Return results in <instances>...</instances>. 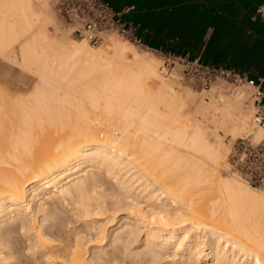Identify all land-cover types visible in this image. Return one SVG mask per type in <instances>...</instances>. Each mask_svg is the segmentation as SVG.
<instances>
[{
    "label": "bare ground",
    "instance_id": "bare-ground-1",
    "mask_svg": "<svg viewBox=\"0 0 264 264\" xmlns=\"http://www.w3.org/2000/svg\"><path fill=\"white\" fill-rule=\"evenodd\" d=\"M0 8V54L38 75L0 99V264H264V188L218 172L203 123L244 136L241 88L192 117L130 45L51 41L30 0Z\"/></svg>",
    "mask_w": 264,
    "mask_h": 264
},
{
    "label": "crops",
    "instance_id": "crops-1",
    "mask_svg": "<svg viewBox=\"0 0 264 264\" xmlns=\"http://www.w3.org/2000/svg\"><path fill=\"white\" fill-rule=\"evenodd\" d=\"M106 1L138 26L140 47L161 58L199 55L260 80L264 90V24L254 17L261 0Z\"/></svg>",
    "mask_w": 264,
    "mask_h": 264
},
{
    "label": "built area",
    "instance_id": "built-area-1",
    "mask_svg": "<svg viewBox=\"0 0 264 264\" xmlns=\"http://www.w3.org/2000/svg\"><path fill=\"white\" fill-rule=\"evenodd\" d=\"M55 5L64 21L73 26L71 33L85 38L92 45L101 44L109 36H120L135 45L143 46L138 26L126 20L123 11L112 7L106 0H55ZM254 17L264 24V0L257 4ZM162 59L165 72L171 71L178 64L179 79L192 82L201 90L208 89L219 78L234 86L246 84L250 87L254 107L251 123L262 129V135L256 142H252L250 137H239L229 149L228 167L223 168V171L250 186L263 185L264 90L260 80L249 78L231 67L206 63L199 55L192 57L164 53Z\"/></svg>",
    "mask_w": 264,
    "mask_h": 264
},
{
    "label": "rangeland",
    "instance_id": "rangeland-1",
    "mask_svg": "<svg viewBox=\"0 0 264 264\" xmlns=\"http://www.w3.org/2000/svg\"><path fill=\"white\" fill-rule=\"evenodd\" d=\"M30 5H31V9L35 13L33 16L37 18L35 22L36 29L43 26L45 21H48L47 23L48 32H49L48 33L49 38L47 37L48 39L54 41L55 36H66L67 38L74 39L75 41L82 40V37L73 35L71 33L73 26L66 23L64 19L59 15L56 9L55 0H30ZM0 18H4V20L5 18L6 19L8 18L7 11L5 10V8H2V10L0 11ZM4 24H5L4 25L5 32H3L2 34H4L5 36L4 35L2 36H4L3 38L5 39V37L7 38L9 33H8V27H6V23ZM0 27H2L1 23H0ZM1 29L3 30V27ZM84 40L89 44V42L86 39ZM111 40L120 41L124 45L125 44L130 45L135 51L139 52V54L144 56L146 59L156 60V62L158 63L159 73L162 76V78L165 80L166 86L171 88L177 95H184L187 93L190 94V96H188V98L182 105L181 110H187V112L190 113L192 117L198 105H202L203 107H206L212 101L213 102L216 101L217 104H220L221 102L218 99L219 96H221L223 99L231 98L232 100H234L233 97L234 90H238L237 88H241V90L244 92L241 105L242 108L244 109V112L246 110V112L250 113L249 125L251 124L249 130L246 132L244 136H242V138L244 137L246 138L250 133H253L255 131V128L257 129V127H254L251 123V117L254 111V107H253V99L250 96L251 90L248 85L245 84L242 86H234L231 83H228L227 81H224L223 79L219 78L215 82H213L208 89L201 90L200 87H198L196 84L179 79V72H178V68L180 67L179 65H177L171 71L165 72V68L163 67V59L159 55L145 48H142L138 45H135L133 43L131 44L120 36H109L101 44L92 45V47L94 49L101 48L106 43H109ZM18 46H19L18 43L14 45L15 51L18 50ZM8 56H9L8 54H4V55L0 54V99H2L1 96L3 97L5 93H7L10 99H15L17 96L20 95L21 97H26L32 93L31 91L34 90L33 89L34 85L38 81V75H36V73L33 72L32 70H27L24 67H22L19 61L17 63L10 61V58ZM128 56L131 57L132 54L128 53ZM108 66L109 68L113 67V65H108ZM167 90H168L167 88H162V92L164 95H167ZM164 108L165 107L163 106V104L160 105L161 110H163ZM195 117L197 118V120L199 119L201 120V116L199 114H195ZM203 123L206 124L207 126L206 128L207 131L209 132V135L212 134L211 136H213V134H216V136L220 139L221 143L226 147V151H227L226 159H225L226 163L220 165L218 172L224 177L226 176L227 178H233L236 180L235 178L236 176L233 177L234 175L224 172L223 168L228 167L227 159H228L229 149L240 136L238 135L232 136L230 135L231 134L230 131L224 129L223 127L221 128L215 127L214 125H212L211 122L203 121ZM263 188H264V184L261 185L259 189H263ZM259 192L264 194V192L261 191Z\"/></svg>",
    "mask_w": 264,
    "mask_h": 264
}]
</instances>
